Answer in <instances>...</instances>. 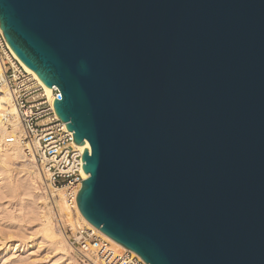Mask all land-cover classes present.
Returning a JSON list of instances; mask_svg holds the SVG:
<instances>
[{
	"label": "water",
	"instance_id": "obj_1",
	"mask_svg": "<svg viewBox=\"0 0 264 264\" xmlns=\"http://www.w3.org/2000/svg\"><path fill=\"white\" fill-rule=\"evenodd\" d=\"M84 148V218L146 264H264V0H0Z\"/></svg>",
	"mask_w": 264,
	"mask_h": 264
},
{
	"label": "built area",
	"instance_id": "obj_2",
	"mask_svg": "<svg viewBox=\"0 0 264 264\" xmlns=\"http://www.w3.org/2000/svg\"><path fill=\"white\" fill-rule=\"evenodd\" d=\"M8 87L24 130L22 140L29 157H34L42 177V191L54 211L56 228L83 262H105L112 254L108 240L79 214L76 197L84 177L82 154L85 147L74 142V135L55 113L53 103L60 95L53 87L51 98L7 45L0 28V89ZM10 127V126H9ZM10 138L8 142H12ZM89 151L91 148L88 147ZM62 193L67 211L56 209ZM109 264H146L126 249Z\"/></svg>",
	"mask_w": 264,
	"mask_h": 264
},
{
	"label": "bare ground",
	"instance_id": "obj_3",
	"mask_svg": "<svg viewBox=\"0 0 264 264\" xmlns=\"http://www.w3.org/2000/svg\"><path fill=\"white\" fill-rule=\"evenodd\" d=\"M14 55L17 57V55L15 53H14ZM21 63L24 65L25 69L31 75H33V77L44 88L46 95L51 98V93H52L53 88H49L48 86H46L44 84V82L31 69H29L22 61H21ZM24 136H25L24 130H23V127L21 125L17 110H16L14 103L12 101L11 92H10L8 87L1 88L0 89V168H2L3 172L8 175V177H9L8 179H10L11 174L14 171L15 165L21 164V167H20L21 170L20 169L19 170H20V173H23L24 174L23 176H25V178H24L25 186L24 185L23 186H24V188H26V192H27L26 195L28 197L33 198V200H32L33 205H34L33 210L35 211V212H33V213H35L34 214L35 216L33 218L35 221L40 222L39 233H41L43 235L44 239H46L50 243V245L53 248L54 253H56L59 256V258L60 257L65 258L66 261H69V260L71 261L72 257L70 256V250H72V248L69 245L66 238L63 236V234L55 226L54 219H53L54 211L52 210L51 207L48 206L47 200L49 198L42 191V177H41L39 168L37 166L36 160L34 157H29L27 152H26V149H25L24 144L22 142ZM10 138H13L12 142H8ZM80 147L88 148V147H90V144L88 142H85V145H82ZM28 161H29V163H28ZM84 177L88 178L89 175L85 174V172H84ZM11 182L13 184L12 180H11ZM12 192H13V190H12ZM61 194L62 193L60 192L57 195L58 197H57L56 209H58V211L61 213H65L67 211V209H66L65 202L63 200V195H61ZM78 211H79V208H78ZM79 214L82 216L85 223L94 227L92 224H90L84 218V216L81 214L80 211H79ZM100 233L110 243L111 248L109 250L111 251L112 254L109 255L108 259L105 262L99 263L98 261L92 260L89 262L91 264H109L110 260H112L115 256H117V253H120L123 250H126V248L124 246H122L121 244L112 240L111 238H109L108 236L103 234L102 232H100ZM7 235H9V234H7ZM23 245H24V247L27 246L29 248L31 243H24V241L22 240L21 243L19 241L18 243L9 245V243L7 242V243L3 244V252L6 255H7V253H9L11 251L17 252L18 250H20L23 247ZM9 256H11V254ZM10 258H6L8 260V262L11 260ZM70 261L68 264L74 263V261H71V262ZM13 262L14 261H12L10 264H13ZM16 263H18V261H16L15 264Z\"/></svg>",
	"mask_w": 264,
	"mask_h": 264
},
{
	"label": "rangeland",
	"instance_id": "obj_4",
	"mask_svg": "<svg viewBox=\"0 0 264 264\" xmlns=\"http://www.w3.org/2000/svg\"><path fill=\"white\" fill-rule=\"evenodd\" d=\"M20 167L21 164L15 165L10 179L0 168V264H10L12 261H14L13 264L16 261H18L16 264H68L70 260L59 258L50 243L39 233L40 222L33 218L35 216L33 198L26 195L25 176L20 173ZM22 240L24 243H31L30 247L23 245L24 248L22 247L17 252L11 251L7 255L3 252L4 243L8 242L10 245L19 241L21 243ZM70 256L71 261H74L72 264H91L88 261L83 262L73 250H70ZM6 258L11 260L8 262Z\"/></svg>",
	"mask_w": 264,
	"mask_h": 264
}]
</instances>
